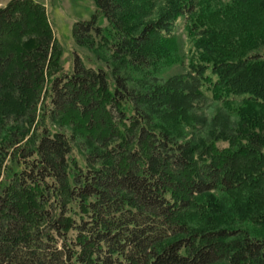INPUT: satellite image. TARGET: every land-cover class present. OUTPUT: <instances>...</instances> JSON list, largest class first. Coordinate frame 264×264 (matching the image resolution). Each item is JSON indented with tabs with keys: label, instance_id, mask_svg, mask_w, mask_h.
Here are the masks:
<instances>
[{
	"label": "trees",
	"instance_id": "trees-1",
	"mask_svg": "<svg viewBox=\"0 0 264 264\" xmlns=\"http://www.w3.org/2000/svg\"><path fill=\"white\" fill-rule=\"evenodd\" d=\"M153 1L93 0L106 67L69 71L43 3L0 7V264H264V0Z\"/></svg>",
	"mask_w": 264,
	"mask_h": 264
},
{
	"label": "rangeland",
	"instance_id": "rangeland-1",
	"mask_svg": "<svg viewBox=\"0 0 264 264\" xmlns=\"http://www.w3.org/2000/svg\"><path fill=\"white\" fill-rule=\"evenodd\" d=\"M43 3L48 14V18L53 27L54 35L62 48L61 63L65 71L70 70L73 56H77L86 66L100 65L106 67V63L102 58H97L85 46H79L75 43L72 35V26L75 22L89 19L95 11L93 0H35ZM235 0H195L193 14H206L208 10L222 8L227 4H234ZM8 0H0V7L7 3ZM149 6L140 15L148 21L156 18L160 10L164 7V2L157 0L148 4ZM213 8V9H208ZM99 24L103 28H107L105 19L99 17ZM176 34L179 36V54L186 62L193 50V40L188 37L179 24L176 29ZM173 57V56H172ZM181 71V66L177 63H162L156 70H153V75L164 79L170 75ZM132 76H139V73H132ZM217 109L216 103H208L206 113L211 116ZM224 145V144H223Z\"/></svg>",
	"mask_w": 264,
	"mask_h": 264
}]
</instances>
